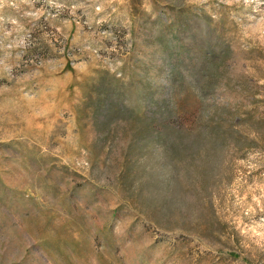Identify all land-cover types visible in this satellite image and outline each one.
Segmentation results:
<instances>
[{
	"label": "rangeland",
	"instance_id": "1",
	"mask_svg": "<svg viewBox=\"0 0 264 264\" xmlns=\"http://www.w3.org/2000/svg\"><path fill=\"white\" fill-rule=\"evenodd\" d=\"M4 2L0 264H264L259 15L228 0Z\"/></svg>",
	"mask_w": 264,
	"mask_h": 264
},
{
	"label": "clouds",
	"instance_id": "2",
	"mask_svg": "<svg viewBox=\"0 0 264 264\" xmlns=\"http://www.w3.org/2000/svg\"><path fill=\"white\" fill-rule=\"evenodd\" d=\"M24 2L27 3L28 0H24ZM228 2L229 4L234 3L237 6H242L245 11L249 8H252L253 11H255L257 15H259L260 19L255 24L252 31L258 39L264 40V9H258L257 7H254L260 5L262 2H264V0H228ZM5 7L16 8V5L15 3L5 4L4 0H0V11H2ZM55 7L58 12L68 11L70 14H73L75 11L82 9L84 5L80 3H76L73 6L56 4ZM29 15L31 19L38 20L40 19L42 12L37 10L35 12L30 13ZM13 23L15 24L17 22L13 21ZM9 35H11V33H9ZM21 43L22 41L17 44H14L13 47H19ZM118 66L122 67L121 64H119ZM12 67L14 66L9 65L7 63H0V76L6 78L9 75L10 68ZM24 95L26 98L28 97V93H25ZM261 199V197H253V200L255 201L259 210L261 212H264V204L261 203ZM250 231L252 236L256 238L257 245L264 247V224H260L258 227L254 226L250 229Z\"/></svg>",
	"mask_w": 264,
	"mask_h": 264
}]
</instances>
